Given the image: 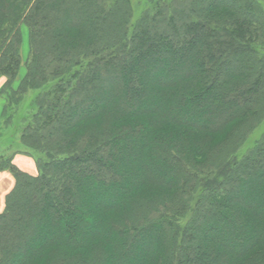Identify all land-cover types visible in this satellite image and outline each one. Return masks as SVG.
Masks as SVG:
<instances>
[{
	"label": "trees",
	"instance_id": "16d2710c",
	"mask_svg": "<svg viewBox=\"0 0 264 264\" xmlns=\"http://www.w3.org/2000/svg\"><path fill=\"white\" fill-rule=\"evenodd\" d=\"M146 3L0 0V264H264L263 3Z\"/></svg>",
	"mask_w": 264,
	"mask_h": 264
},
{
	"label": "crops",
	"instance_id": "0c3cea01",
	"mask_svg": "<svg viewBox=\"0 0 264 264\" xmlns=\"http://www.w3.org/2000/svg\"><path fill=\"white\" fill-rule=\"evenodd\" d=\"M4 84V81L0 79V90ZM0 98V117L2 115L3 102ZM1 119V118H0ZM14 163L24 172L36 175L37 174V165L34 158L27 155H16L14 157ZM15 185V178L12 174L8 172L0 173V213L4 210L5 200L8 193L12 190Z\"/></svg>",
	"mask_w": 264,
	"mask_h": 264
},
{
	"label": "rangeland",
	"instance_id": "374dc122",
	"mask_svg": "<svg viewBox=\"0 0 264 264\" xmlns=\"http://www.w3.org/2000/svg\"><path fill=\"white\" fill-rule=\"evenodd\" d=\"M261 1L263 3V8H264V0H261ZM133 2H134L135 7H136L135 19H137L139 17V14L143 11L144 7L146 5H148V4L146 3V0H133ZM22 30L24 32L25 37H27V38L24 39V44H23L22 56H23V66L24 67L22 68L21 76H23L25 74V71H26V67H25L26 66V60H27V58L29 56L28 30L26 28H23ZM1 101L3 102V100H1ZM263 132H264V120H263L262 124L259 125L256 128V130L249 135L248 141L246 143V146H245V149L243 150V152H245V151H247V149L251 148L255 144V142L259 139V137L262 135ZM37 173H38V171H37ZM255 203H256V200L253 199V204H255Z\"/></svg>",
	"mask_w": 264,
	"mask_h": 264
}]
</instances>
